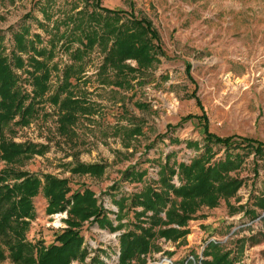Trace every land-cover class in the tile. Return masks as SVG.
<instances>
[{"label": "rangeland", "instance_id": "374dc122", "mask_svg": "<svg viewBox=\"0 0 264 264\" xmlns=\"http://www.w3.org/2000/svg\"><path fill=\"white\" fill-rule=\"evenodd\" d=\"M37 2L0 0V36L6 55L12 46L9 25L16 28L19 22L29 23L30 31L39 32L44 43L48 34L34 20L41 18ZM55 2L52 9L67 7L69 0ZM100 3L132 9L150 19L158 31L164 55L142 73V82L122 88L95 81L100 55L91 51L83 71L86 79L70 78V88L92 107V111L78 115L72 125L74 133L58 132L56 106L45 97L36 114L26 123L13 125L10 134L6 130L5 137L44 144L41 153H31L18 168L66 178L71 190L88 187L97 201L113 212H108L113 219L116 211L113 199L136 192L145 182L155 179L157 161L166 153L170 160L188 161L195 152L184 141L199 140L202 129L195 117L183 118L187 113L199 114L203 110L208 129L219 135L235 133L264 141V0H100ZM56 14H52L49 24ZM52 59L57 60L58 68L68 61L61 50H56ZM58 68L51 70L49 92L57 85ZM14 70L23 88L29 91L24 71L17 67ZM193 87L201 109L189 96ZM133 127L138 130L131 134ZM74 160L102 161L104 172L99 177L70 174L66 163ZM2 164L0 159V167ZM128 166L145 171L141 182L122 178L120 172ZM263 173L259 169L253 176L249 154L236 173L243 178V184L237 189L236 198L227 202L232 213L223 200L215 207L200 208L187 221L185 243L158 239L160 250L151 252L144 264H171L183 259L191 264L198 260L200 263L201 250L207 241L235 249L239 239L249 236L252 237L245 240L235 264H264V207L251 205L252 197L262 187ZM172 181L177 184L175 176ZM45 204L41 193L32 198L34 217L26 231L31 242L48 244L55 232L65 227L66 210L46 214ZM237 206L242 208L237 210ZM249 208L254 210V216L245 211ZM121 230L109 231L94 222H83L80 233L88 253L81 264H88L94 253L103 261L97 264H114ZM252 240L258 241L252 244ZM97 249L105 250L106 255L97 253ZM0 264L10 263L5 259ZM69 264L78 263L74 260Z\"/></svg>", "mask_w": 264, "mask_h": 264}, {"label": "trees", "instance_id": "16d2710c", "mask_svg": "<svg viewBox=\"0 0 264 264\" xmlns=\"http://www.w3.org/2000/svg\"><path fill=\"white\" fill-rule=\"evenodd\" d=\"M37 3L41 18L34 17V20L48 34L43 44L40 33L30 31L29 23L23 21L16 28L9 25L12 38L9 55L3 51L0 36V159L3 160L0 167V262L7 259L10 264H69L75 260L81 264L88 253L80 233L86 221L109 231L122 229L117 235L118 254L114 264H144L151 252L160 250L158 239L184 244L187 221L193 219L200 208L215 207L223 200L229 211L228 199L234 197L243 184V178L236 173L249 154L253 176L259 169L264 171V141L249 135H219L210 131L203 110L183 116L195 117L202 129L199 140L184 141L195 151L188 161L170 160L166 153L157 161L155 179L145 182L136 192L113 199L116 206L113 219L108 216L111 211L97 201L88 187L71 190L66 178L18 168L31 153H41L45 145L14 141L5 137V131L10 134L13 125L31 119L42 99L47 97L56 106V128L64 135L74 133L72 125L78 115L92 111L70 88V78L86 79L83 71L91 51L96 50L100 55L94 71L95 81L122 88L142 82V73L164 55L157 29L150 19L132 9L105 6L100 0H69L67 7L54 9L55 0H38ZM52 14L56 15L49 24ZM56 50L63 51L68 58L60 68L57 60L52 59ZM14 67L24 71L29 91L19 82ZM185 67L188 70L189 64ZM57 68L60 76L56 87L49 92L51 70ZM194 88L189 96L201 109ZM166 126L171 127V124ZM136 130L138 128L133 127L131 134ZM66 165L70 174L91 177L101 176L105 169L102 161L74 160ZM120 173L130 182H141L145 175L144 170L134 169V166ZM173 176L177 184L172 181ZM38 193L46 200V214L62 210L67 214L63 220L65 227L59 228L48 244L26 238L29 221L34 217L32 198ZM251 202L253 207H264V181ZM245 211L250 216L255 214L252 208ZM251 237L239 239L235 249L207 241L201 250L200 264H235L236 255L242 253L245 240ZM98 252L106 255L105 250L97 249ZM97 263L103 261L94 253L88 264ZM172 264H191V261L183 259Z\"/></svg>", "mask_w": 264, "mask_h": 264}, {"label": "built area", "instance_id": "2783aa9c", "mask_svg": "<svg viewBox=\"0 0 264 264\" xmlns=\"http://www.w3.org/2000/svg\"><path fill=\"white\" fill-rule=\"evenodd\" d=\"M168 261V260H167ZM172 264V263H171ZM192 264H200L199 260L198 261H194Z\"/></svg>", "mask_w": 264, "mask_h": 264}, {"label": "bare ground", "instance_id": "6f19581e", "mask_svg": "<svg viewBox=\"0 0 264 264\" xmlns=\"http://www.w3.org/2000/svg\"><path fill=\"white\" fill-rule=\"evenodd\" d=\"M154 264H163V263H154Z\"/></svg>", "mask_w": 264, "mask_h": 264}]
</instances>
